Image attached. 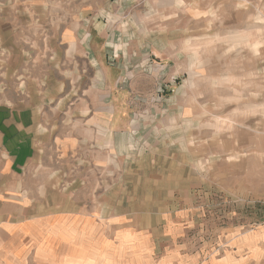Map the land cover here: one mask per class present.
<instances>
[{
	"label": "rangeland",
	"instance_id": "374dc122",
	"mask_svg": "<svg viewBox=\"0 0 264 264\" xmlns=\"http://www.w3.org/2000/svg\"><path fill=\"white\" fill-rule=\"evenodd\" d=\"M1 126L43 149L35 196L116 181L142 226L189 208L158 200L192 174L218 257L225 227L264 225V0H0Z\"/></svg>",
	"mask_w": 264,
	"mask_h": 264
},
{
	"label": "crops",
	"instance_id": "0c3cea01",
	"mask_svg": "<svg viewBox=\"0 0 264 264\" xmlns=\"http://www.w3.org/2000/svg\"><path fill=\"white\" fill-rule=\"evenodd\" d=\"M4 130L1 126L0 264H264V225L225 227L218 257L213 254L216 248L194 242L189 225L193 170L181 180L170 176V181L185 182L184 196L173 187L158 200L190 203L189 208H159L153 217L159 223L142 226L135 221L145 220V211L126 207L131 198L114 193L116 181L94 201L66 188L51 194L56 186L46 180L35 196L34 177L43 164L34 163L43 149L21 126L11 135Z\"/></svg>",
	"mask_w": 264,
	"mask_h": 264
}]
</instances>
